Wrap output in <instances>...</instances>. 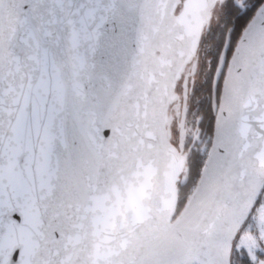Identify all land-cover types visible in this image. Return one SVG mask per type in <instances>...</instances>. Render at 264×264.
<instances>
[{"label":"snow or ice","instance_id":"snow-or-ice-1","mask_svg":"<svg viewBox=\"0 0 264 264\" xmlns=\"http://www.w3.org/2000/svg\"><path fill=\"white\" fill-rule=\"evenodd\" d=\"M0 264H264V0H0Z\"/></svg>","mask_w":264,"mask_h":264}]
</instances>
